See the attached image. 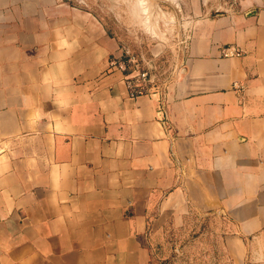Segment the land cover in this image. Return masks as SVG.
Segmentation results:
<instances>
[{
  "label": "crops",
  "instance_id": "obj_1",
  "mask_svg": "<svg viewBox=\"0 0 264 264\" xmlns=\"http://www.w3.org/2000/svg\"><path fill=\"white\" fill-rule=\"evenodd\" d=\"M170 4L187 53L130 98L105 21L0 0V264H149L189 210L226 220L231 264H264L263 3ZM151 34L157 65L172 49Z\"/></svg>",
  "mask_w": 264,
  "mask_h": 264
},
{
  "label": "rangeland",
  "instance_id": "obj_2",
  "mask_svg": "<svg viewBox=\"0 0 264 264\" xmlns=\"http://www.w3.org/2000/svg\"><path fill=\"white\" fill-rule=\"evenodd\" d=\"M64 1L105 21L109 34L119 38L122 51L133 55L144 70L155 67L156 79L147 85L162 92L171 76L170 67L180 63V42L185 36L181 23L187 13L184 7L181 11L180 7L170 4V0ZM237 1L205 0V4L217 9ZM151 31L161 38L165 36L172 49L157 65L148 60V49L157 40ZM229 234L227 222L222 217L189 210L181 224H166L159 231L149 264H231L225 248Z\"/></svg>",
  "mask_w": 264,
  "mask_h": 264
},
{
  "label": "built area",
  "instance_id": "obj_3",
  "mask_svg": "<svg viewBox=\"0 0 264 264\" xmlns=\"http://www.w3.org/2000/svg\"><path fill=\"white\" fill-rule=\"evenodd\" d=\"M261 1L264 6V0ZM188 38L189 37L184 36L183 41L180 42L183 55L187 53ZM220 54L223 58H239L243 55V52L233 46H225L221 48ZM112 66L124 73V81L130 98H136L147 94H160V91L157 88L154 86L149 87L147 85L149 82L153 83V80L156 79L157 75L155 67L149 66L147 70H144L140 67L138 60H136L133 55L125 52V50H123V59L118 62H113ZM233 87L235 89H241L237 84H234ZM151 89L152 91L150 92Z\"/></svg>",
  "mask_w": 264,
  "mask_h": 264
}]
</instances>
